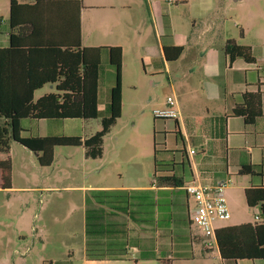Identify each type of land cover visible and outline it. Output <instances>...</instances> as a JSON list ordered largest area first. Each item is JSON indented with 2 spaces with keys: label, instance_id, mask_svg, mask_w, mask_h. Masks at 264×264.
Wrapping results in <instances>:
<instances>
[{
  "label": "rangeland",
  "instance_id": "obj_1",
  "mask_svg": "<svg viewBox=\"0 0 264 264\" xmlns=\"http://www.w3.org/2000/svg\"><path fill=\"white\" fill-rule=\"evenodd\" d=\"M9 1L0 0V17L5 22L9 17ZM103 3L113 4L116 8L107 12L88 8ZM125 3L131 4L130 10L119 7ZM82 5L87 7L82 16L83 44H93L90 40L94 27L98 28L99 40L123 48L121 117L104 138L101 160H85L82 148L57 147L52 165L41 167L36 160L29 158L23 146L11 142L16 186L58 189L50 192H0V219L11 218L17 222L20 236L19 239L16 236L15 225L5 229L0 224V233L8 234L13 242L7 252L0 247V264H50L52 260L67 258V251L74 261L77 260L85 238L82 187L132 182H138L140 186L151 184L154 150L156 159L160 160L167 156L164 153L166 147L175 146L173 120H156L153 112L164 108L168 97L175 96L179 101L177 106L181 104L185 113L205 116L206 102L212 91L221 89L224 80L223 67L214 64L209 70L206 62L212 56L214 63L219 60H215V56H220L219 48L227 40L251 47L254 56L264 62V0H82ZM159 20H170L173 42L185 46L178 62L171 64L169 74L162 65L158 68L161 72L154 74L144 51L146 45L157 44ZM207 50V57L200 60L199 53H207ZM49 92L53 89L45 86L35 94V99ZM210 108L214 110L215 107L211 104ZM106 115L107 111L101 112V116ZM100 119L88 120L83 125L65 123L60 128L66 135L88 137L101 129ZM236 121V128V123L242 125L240 119ZM179 125L184 135L183 125ZM225 195L231 218L218 222L217 227L255 221L258 208L247 207L239 191L228 189ZM8 199L13 204L3 205ZM189 204L192 208L191 200ZM176 230L188 233L190 227L185 224L174 227L173 231ZM200 232L191 226L193 236L199 237ZM161 235L165 236L160 238L159 248L168 249L170 239L166 233ZM202 239L203 244L208 241L205 237ZM136 257L130 251L129 261L124 264H133Z\"/></svg>",
  "mask_w": 264,
  "mask_h": 264
},
{
  "label": "trees",
  "instance_id": "obj_2",
  "mask_svg": "<svg viewBox=\"0 0 264 264\" xmlns=\"http://www.w3.org/2000/svg\"><path fill=\"white\" fill-rule=\"evenodd\" d=\"M82 0H35L34 4H18L10 0V42L0 47V187L11 186L12 158L10 143L16 142L37 155L41 167H49L57 147H80L85 156L101 158L103 140L122 113V49L115 47H83L80 11ZM165 21L166 17L163 16ZM169 29V21L164 22ZM105 52L115 71L110 89L108 115L99 111L98 79L101 56ZM166 61H175L182 46L163 47ZM225 55L229 63L237 58L256 62L249 46L228 40ZM45 86L53 92L35 99ZM232 116L253 126L262 116V93L244 92ZM101 118V129L81 141L79 137L21 138V121L92 120ZM155 119V118H154ZM158 120V119H156ZM177 136L179 133H176ZM180 136V135H179ZM153 159L155 189L88 190L85 193L84 256L87 261H124L133 249L134 262L155 260L171 264L183 257L176 247L189 241V232L173 231L174 227L192 226L186 217L187 198L183 187L190 183L192 172L185 149L164 153L165 159ZM239 174L254 180L264 178V162L241 165ZM247 207L258 208V221L219 227L215 241L223 260H264V184L244 190ZM169 237L172 258L166 249H158L160 238ZM175 234V235H173Z\"/></svg>",
  "mask_w": 264,
  "mask_h": 264
},
{
  "label": "crops",
  "instance_id": "obj_3",
  "mask_svg": "<svg viewBox=\"0 0 264 264\" xmlns=\"http://www.w3.org/2000/svg\"><path fill=\"white\" fill-rule=\"evenodd\" d=\"M18 4H26L32 5L35 0H16ZM10 4V1H9ZM119 7L123 10H130L131 4L125 3L120 4ZM87 8V7H86ZM83 9L80 11V30H81V44L83 47H115L106 40H99L98 37V28L92 27L91 40L93 44H83V26H82V16L84 14ZM90 10L96 11H113L116 6L113 4H92L88 6ZM159 18V17H158ZM157 19V17H156ZM163 21V19H161ZM159 20V32L157 28V44L156 45H146L144 51L146 52L147 60L150 62L154 74L161 72L158 68L162 65L165 73H170V66L173 63L178 62L183 53L185 52V46L182 44H176L173 42V24L169 20V29H165V23ZM9 17L5 21L0 17V47H7L10 42V28H9ZM164 38V40H163ZM228 41V40H227ZM225 42L224 46L219 48L220 56H215V60L219 58V60L214 63L213 56L210 58L209 62V70L214 66V64H219L223 67V86L219 91H212L209 100L205 104V116L196 117L190 113H185L182 109L181 104L177 106L180 112V117L177 120H173L174 122V143L175 146L173 148H165L164 150L167 152L179 151L185 149L187 158L190 162V169L192 172V178L190 183L188 184H200L204 186H214L221 180L229 179L230 184L227 187L228 189L239 191L241 195L244 196V190L249 188L254 184H264V178H260V180H254L251 176H242L239 174V170L241 165L244 162H250L252 165H259L264 162V63L262 60H258L253 54V50L251 48L252 54L256 60L254 64L247 63L241 58L235 59L233 62L229 63L226 55H225ZM171 46H182L183 52L179 56V58L175 61H166L164 58L163 47H171ZM119 47V46H118ZM122 49V63H123V48ZM209 53V50L199 53L200 60L206 58ZM203 57V58H202ZM199 60V59H198ZM105 62V63H104ZM178 74V72H176ZM176 74V75H177ZM175 75V76H176ZM182 78V74L179 73ZM115 82V71L112 66H110L108 62V57L105 52H103L101 56V70L99 72L98 79V96H99V111L100 114L102 111H107V106L110 101V89ZM122 86V80H121ZM202 88L204 86L202 85ZM38 90L37 92L42 91ZM173 90V88H172ZM259 90L262 93V116L256 120V123L253 126H246L243 123L242 118L232 116L233 108L241 102V95L244 92H255ZM174 91V90H173ZM36 92V93H37ZM35 93V94H36ZM174 96V95H173ZM175 97V96H174ZM39 98V97H38ZM37 98V99H38ZM178 98V95H177ZM176 99V98H175ZM179 99V98H178ZM177 100V99H176ZM179 102V101H178ZM177 102V103H178ZM211 104L214 105V110H211ZM107 116V115H106ZM105 117V116H101ZM240 119L242 121V125L234 126L236 120ZM88 120L81 119H64V120H32L25 119L21 121V138H43V137H79L81 141L90 137H82L79 135H66L63 134L62 124L65 123H75L83 125ZM169 121V120H165ZM179 123L183 125L184 135L181 132V128ZM101 124V119H100ZM116 125V124H115ZM49 126L51 130H48ZM111 131V130H110ZM179 133L177 136L176 133ZM110 133V132H109ZM93 135V134H92ZM179 138V142L177 140ZM14 144H18L13 142ZM21 146L20 144H18ZM22 147V146H21ZM82 148L83 156L85 160L91 159L85 156V149ZM24 152L28 154L29 158L33 160H37V155L28 149L22 147ZM193 151V154H191ZM10 153L12 158V177H11V186L8 189H2L0 187V192L9 193V192H50L56 191L58 188L56 187H42V186H16L14 179V159L11 152V143H10ZM55 153V149H54ZM104 155V140H103V153L101 158L92 159V160H101ZM167 155L166 157H168ZM120 179V178H118ZM235 181V184H233ZM186 184V185H188ZM233 184V185H231ZM85 193L88 190H107V189H125V190H145V189H155L154 180H152L151 184L148 186H140L138 182H132L130 184H121V185H113V184H98V185H89L86 187H82ZM189 200L192 201L193 206L190 207ZM186 208L185 214L186 217L189 218V213L194 209V201L192 198H185ZM5 206H11L13 201L8 199L3 202ZM23 205H26V202H22ZM258 215V214H257ZM251 223V222H245ZM0 224L3 226L2 228L8 229L14 226V231L16 236L19 239L18 234V226L17 222L14 223L13 219L6 218L0 219ZM244 224V223H241ZM240 225V224H238ZM229 226H236L229 225ZM225 227V226H220ZM219 228V227H218ZM1 234L0 247L5 252L10 249L13 242L10 236L5 233ZM189 241L185 244H180L176 247V253L178 255H184L183 257L174 258L171 261V264H264V260H223L216 246L211 247L210 249L205 247L203 244L204 236L200 232V236H193L191 233V227L189 231ZM85 245V238H84ZM84 245L81 250V255L77 260H73V256L69 254L67 251V255L64 260H52L50 264H119L128 262V260L124 261H87L84 256ZM199 248H196L198 247ZM158 244V249L159 248ZM169 248L166 249L167 259L172 258L170 244ZM14 248V247H13ZM131 252L138 254L137 250L133 249ZM130 253V252H129ZM6 258V257H5ZM5 258L2 260L5 261ZM43 262V258L41 259ZM135 258H133V261ZM151 261H137L133 264H139L140 262L149 264Z\"/></svg>",
  "mask_w": 264,
  "mask_h": 264
},
{
  "label": "built area",
  "instance_id": "obj_4",
  "mask_svg": "<svg viewBox=\"0 0 264 264\" xmlns=\"http://www.w3.org/2000/svg\"><path fill=\"white\" fill-rule=\"evenodd\" d=\"M158 120H177L180 117L175 97H168L165 107L153 112ZM193 154V151H191ZM230 184L229 179L221 180L214 186L200 184H188L183 187L186 196L194 201V209L189 213L192 226L198 228L202 235L208 239L205 247L210 249L216 246L215 230L218 222H224L231 218L226 200V189ZM258 215L255 220L258 221Z\"/></svg>",
  "mask_w": 264,
  "mask_h": 264
}]
</instances>
